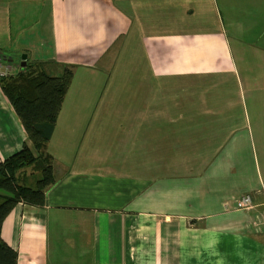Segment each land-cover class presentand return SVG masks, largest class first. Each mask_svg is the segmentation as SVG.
<instances>
[{"label":"crops","instance_id":"crops-1","mask_svg":"<svg viewBox=\"0 0 264 264\" xmlns=\"http://www.w3.org/2000/svg\"><path fill=\"white\" fill-rule=\"evenodd\" d=\"M31 43L73 78L16 264H264V0H0V62ZM25 138L0 91V161Z\"/></svg>","mask_w":264,"mask_h":264},{"label":"trees","instance_id":"trees-1","mask_svg":"<svg viewBox=\"0 0 264 264\" xmlns=\"http://www.w3.org/2000/svg\"><path fill=\"white\" fill-rule=\"evenodd\" d=\"M7 58L0 55V60ZM26 58L0 74V91L17 115L26 138L21 149L0 161V264H16V250L1 237V225L19 202L42 206L47 191L56 183L52 157L46 151L63 98L71 84L73 69L64 65L52 75L46 63Z\"/></svg>","mask_w":264,"mask_h":264},{"label":"built area","instance_id":"built-area-1","mask_svg":"<svg viewBox=\"0 0 264 264\" xmlns=\"http://www.w3.org/2000/svg\"><path fill=\"white\" fill-rule=\"evenodd\" d=\"M12 67L10 64H5L0 62V74H9L11 72ZM254 206L253 199L250 193H242L235 200V208L240 210H250ZM261 221L264 223V209L261 212Z\"/></svg>","mask_w":264,"mask_h":264},{"label":"rangeland","instance_id":"rangeland-1","mask_svg":"<svg viewBox=\"0 0 264 264\" xmlns=\"http://www.w3.org/2000/svg\"><path fill=\"white\" fill-rule=\"evenodd\" d=\"M42 44H40L41 46ZM31 48L29 49V54H28V60H31L32 58H35V57H38L40 54H41V49H40V46L36 45L35 43H31ZM23 53H19L16 55L14 54L13 55V58H12V64L15 65L17 64L19 61H20V57ZM50 74L52 75H58V71L56 72L55 69L53 68H50L47 70ZM0 192H2V190H0Z\"/></svg>","mask_w":264,"mask_h":264},{"label":"water","instance_id":"water-1","mask_svg":"<svg viewBox=\"0 0 264 264\" xmlns=\"http://www.w3.org/2000/svg\"><path fill=\"white\" fill-rule=\"evenodd\" d=\"M27 54L23 53L20 57L21 66L23 67L26 63Z\"/></svg>","mask_w":264,"mask_h":264}]
</instances>
